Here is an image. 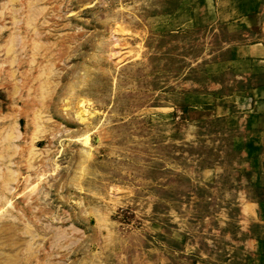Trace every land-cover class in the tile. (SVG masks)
<instances>
[{
	"label": "rangeland",
	"instance_id": "374dc122",
	"mask_svg": "<svg viewBox=\"0 0 264 264\" xmlns=\"http://www.w3.org/2000/svg\"><path fill=\"white\" fill-rule=\"evenodd\" d=\"M261 86L264 0H0V264H264Z\"/></svg>",
	"mask_w": 264,
	"mask_h": 264
},
{
	"label": "crops",
	"instance_id": "0c3cea01",
	"mask_svg": "<svg viewBox=\"0 0 264 264\" xmlns=\"http://www.w3.org/2000/svg\"><path fill=\"white\" fill-rule=\"evenodd\" d=\"M263 89H264V86H261V87H258V88L255 89V90H257V91H259V92H262Z\"/></svg>",
	"mask_w": 264,
	"mask_h": 264
},
{
	"label": "bare ground",
	"instance_id": "6f19581e",
	"mask_svg": "<svg viewBox=\"0 0 264 264\" xmlns=\"http://www.w3.org/2000/svg\"><path fill=\"white\" fill-rule=\"evenodd\" d=\"M25 23H26V22H25ZM25 23H24V24H25ZM83 144H84V143H83ZM33 150H34V149L32 148V151H33ZM32 151H31V152H32ZM33 152H34V151H33ZM38 168H39V167H38ZM5 260H7V258H5ZM7 261H8V260H7ZM4 262H5V261H4Z\"/></svg>",
	"mask_w": 264,
	"mask_h": 264
}]
</instances>
